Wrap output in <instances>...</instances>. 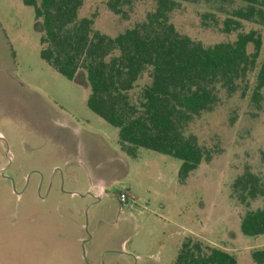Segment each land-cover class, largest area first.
Listing matches in <instances>:
<instances>
[{
    "label": "rangeland",
    "instance_id": "rangeland-1",
    "mask_svg": "<svg viewBox=\"0 0 264 264\" xmlns=\"http://www.w3.org/2000/svg\"><path fill=\"white\" fill-rule=\"evenodd\" d=\"M108 1L84 0L78 18L92 19L110 37L155 9V0H134L114 14ZM214 1L181 2L169 22L205 47L251 30L264 43V27L254 22L223 33L222 21L238 3ZM40 37L32 7L0 0V264H172L188 237L233 254L239 264H255L251 251L264 248V235L244 236L240 220L264 206V195L244 206L232 186L249 172L264 193V88L252 101L257 69L230 90L217 85L213 107L185 126L208 160L184 182L180 160L141 148L126 157L128 173L98 200L87 192L73 141H61L58 129L76 126L117 151L118 130L86 106L82 75L67 80L40 58ZM149 83L145 72L134 94ZM91 159L83 156L89 172ZM125 190L135 201L118 211L117 195Z\"/></svg>",
    "mask_w": 264,
    "mask_h": 264
},
{
    "label": "trees",
    "instance_id": "trees-1",
    "mask_svg": "<svg viewBox=\"0 0 264 264\" xmlns=\"http://www.w3.org/2000/svg\"><path fill=\"white\" fill-rule=\"evenodd\" d=\"M83 1L21 0L33 8L40 24V58L67 80L83 76L89 89L86 106L118 130L122 155L135 158L142 148L178 159V179L184 182L208 160L196 137L186 136L184 128L194 116L213 107L215 87L230 90L256 68L252 101L259 100L264 88L260 35L254 30L239 32L233 42L205 47L180 35L169 22V14L181 2L193 0H155L154 11L143 22L110 37L95 30L92 19L78 18ZM133 1L109 0L107 6L120 14L119 7ZM223 1L238 3L222 21L223 33L237 32L241 22L264 27V0ZM145 72L150 83L134 94ZM260 182L249 172L238 177L232 186L235 200L245 206L262 197ZM240 231L248 237L264 235V206L245 212ZM251 258L264 264V248L252 250ZM172 264L239 263L233 254L188 237L180 243Z\"/></svg>",
    "mask_w": 264,
    "mask_h": 264
},
{
    "label": "crops",
    "instance_id": "crops-1",
    "mask_svg": "<svg viewBox=\"0 0 264 264\" xmlns=\"http://www.w3.org/2000/svg\"><path fill=\"white\" fill-rule=\"evenodd\" d=\"M58 135L59 139L63 142H70V140L73 141V151L77 158L76 164L78 166L81 165L88 174L87 192L88 194H91L92 198L99 200L103 196L105 188L113 186L120 181V175L125 176L128 173L129 168L126 156L120 154L116 149H112L109 146H107L109 148L106 149V145L102 142L100 137H95L88 132H84L76 126L68 129L66 125H61L59 127ZM95 148H99L101 154L100 152L98 154L95 151ZM86 153L89 158L92 157L90 160L91 172H89L88 168L83 164V156Z\"/></svg>",
    "mask_w": 264,
    "mask_h": 264
},
{
    "label": "built area",
    "instance_id": "built-area-1",
    "mask_svg": "<svg viewBox=\"0 0 264 264\" xmlns=\"http://www.w3.org/2000/svg\"><path fill=\"white\" fill-rule=\"evenodd\" d=\"M117 201L120 204V206L126 207L128 202L135 201V198L130 195L127 191L121 192L117 195Z\"/></svg>",
    "mask_w": 264,
    "mask_h": 264
},
{
    "label": "flooded vegetation",
    "instance_id": "flooded-vegetation-1",
    "mask_svg": "<svg viewBox=\"0 0 264 264\" xmlns=\"http://www.w3.org/2000/svg\"><path fill=\"white\" fill-rule=\"evenodd\" d=\"M118 211H122V207L120 206L119 203H118Z\"/></svg>",
    "mask_w": 264,
    "mask_h": 264
}]
</instances>
